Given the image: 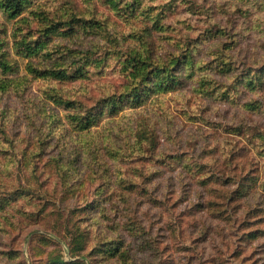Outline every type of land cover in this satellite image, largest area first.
Instances as JSON below:
<instances>
[{"label":"rangeland","instance_id":"rangeland-1","mask_svg":"<svg viewBox=\"0 0 264 264\" xmlns=\"http://www.w3.org/2000/svg\"><path fill=\"white\" fill-rule=\"evenodd\" d=\"M1 4L0 264H264V0Z\"/></svg>","mask_w":264,"mask_h":264},{"label":"trees","instance_id":"trees-1","mask_svg":"<svg viewBox=\"0 0 264 264\" xmlns=\"http://www.w3.org/2000/svg\"><path fill=\"white\" fill-rule=\"evenodd\" d=\"M25 2H26V0H2L1 7L3 8V11L8 14L9 19H16L23 13V11L25 9ZM45 31L48 34H52V33H55L57 31H60V27L56 26V24H50V26L45 27ZM42 44L43 43H37V45L39 47H42ZM28 48L30 50H32V49L35 50V48L33 46L28 45ZM58 62L60 63L61 60H58ZM0 67H2L4 69L7 68L5 62L3 61L2 55H0ZM55 67H58L57 64H54L52 67L49 68V69H51L49 71V73H51V74L59 73V72L52 71V69H54ZM44 73H46V72H44ZM55 262H57V261H55ZM63 264H78V262H72V263L63 262Z\"/></svg>","mask_w":264,"mask_h":264}]
</instances>
